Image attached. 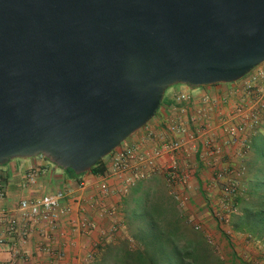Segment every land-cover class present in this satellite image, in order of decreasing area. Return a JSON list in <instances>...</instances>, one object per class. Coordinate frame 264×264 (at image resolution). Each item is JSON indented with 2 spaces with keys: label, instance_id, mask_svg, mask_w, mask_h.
I'll list each match as a JSON object with an SVG mask.
<instances>
[{
  "label": "water",
  "instance_id": "1",
  "mask_svg": "<svg viewBox=\"0 0 264 264\" xmlns=\"http://www.w3.org/2000/svg\"><path fill=\"white\" fill-rule=\"evenodd\" d=\"M264 63V0H0V166L88 172L174 85Z\"/></svg>",
  "mask_w": 264,
  "mask_h": 264
},
{
  "label": "built area",
  "instance_id": "2",
  "mask_svg": "<svg viewBox=\"0 0 264 264\" xmlns=\"http://www.w3.org/2000/svg\"><path fill=\"white\" fill-rule=\"evenodd\" d=\"M239 81H241L239 85L229 88L224 99H220L218 95H203L199 96L198 102L196 96L192 94L195 89L181 85L185 89L176 94L174 104L185 114L187 124L169 125L167 130L172 135L171 139L151 152H141L138 142L135 144L123 142L113 150L109 155L111 157L109 171L102 175L98 184L99 196L103 198L109 193V180L117 181L121 185V192L125 194L135 182L147 178L156 171L159 160L166 155L169 157V162L163 168L165 182L172 187L170 194L178 207L183 208L189 199L185 195L178 194L173 186L180 185L183 188L189 186V175L181 172L177 156H194L200 150L205 166L213 170V178L208 187L211 191L208 193L212 198L207 204V209L215 222L228 224L230 213L233 212L231 208L234 200L241 192V182L246 172L245 160L250 151V137L260 131L264 122V67L259 65ZM146 125L141 128L143 133L139 136L140 142L152 137V131ZM224 146L239 147L237 149L239 165L228 164L224 169L219 167L222 163ZM28 180L33 182L34 174H30ZM84 187L82 183L78 189L83 190ZM217 190L220 192L219 195H216ZM68 196L74 203L81 201L79 195H68L62 191L38 199L21 200L14 209L16 216L2 211L0 223L9 235L18 231L17 218H20L25 225L22 235L31 233L40 225L50 230L61 231V218L71 213L70 206L62 205ZM3 197L4 191L0 190V198ZM223 210H226L225 215H222ZM106 212L113 214L112 210ZM77 226L84 234L97 229V223L87 218L78 221ZM191 227L195 231L201 230L199 223H192ZM121 228L123 225L119 219L112 222L107 231L101 234V238L94 242L86 257L87 264L106 245L115 243ZM260 239H254V243L258 247H263L264 236ZM208 242L211 243L210 239ZM2 245L3 239L0 237V246ZM41 250L60 256V253H55V249L50 245L41 246ZM14 256L15 262H0V264H24L17 252Z\"/></svg>",
  "mask_w": 264,
  "mask_h": 264
},
{
  "label": "crops",
  "instance_id": "3",
  "mask_svg": "<svg viewBox=\"0 0 264 264\" xmlns=\"http://www.w3.org/2000/svg\"><path fill=\"white\" fill-rule=\"evenodd\" d=\"M240 82L202 87L193 90L192 94L196 96V102H198L199 96L202 97L203 95H218L220 99H224L229 88L239 85ZM184 89L185 87L177 85L164 93L157 112L146 125L152 131L151 138L140 142L139 136L142 135L143 129H139L127 138L124 144L138 142L140 151L145 153L159 148L165 141L171 139L172 135L167 130L171 125L187 124L185 114L174 104L176 94ZM263 127L264 122L261 128ZM259 133L260 131L250 137V143ZM237 149H239L238 146H224L220 168L224 169L228 164L239 165ZM248 155L246 157V159L248 158L246 160L247 166H249L248 162L250 164L253 157L252 149ZM110 160L109 155L102 159L103 174L109 171ZM177 160L181 172L189 175V186L183 188L180 185H175L173 186L174 190L178 194L188 197L190 206L196 209L207 208V204L212 198V195L209 194L211 191L208 189L213 178L212 168L205 166L200 150L194 156L178 155ZM168 162L169 157L164 155L159 160L156 171H153L148 177H159L165 181L163 168ZM30 174H34L33 182L28 180ZM103 174L97 175L88 171L78 177H73L42 156L13 159L0 166V190L4 191V197L0 198V213L5 211L16 216L14 209L21 200L38 199L59 191L68 195H79L81 198L79 203H74L68 196L62 203L63 206L68 205L71 208L70 215L61 218L62 226L60 230L62 232L50 230L46 226L40 225L31 233L22 235L25 225L20 218H17L18 231L13 235H9L0 223V237L3 239V245L0 246V262H15L14 254L17 252L18 256L22 257L24 264H87L86 257L94 242L101 238V234L107 231L114 220L119 219L120 223L122 219L124 220V199L130 189L123 194L121 185L115 180H109L110 191L102 198L98 193V184ZM82 183L85 187L83 190H79L78 186ZM166 186L170 192L172 187L167 184ZM189 205L186 204L185 207L188 208ZM108 210H112L113 214H108L106 212ZM83 218L95 221L97 229L88 234L80 232L77 222ZM123 228H121V231ZM120 234L117 238L120 237ZM44 245H50L55 249V253H60V256L42 251L41 246Z\"/></svg>",
  "mask_w": 264,
  "mask_h": 264
},
{
  "label": "trees",
  "instance_id": "4",
  "mask_svg": "<svg viewBox=\"0 0 264 264\" xmlns=\"http://www.w3.org/2000/svg\"><path fill=\"white\" fill-rule=\"evenodd\" d=\"M251 149L253 173L242 194L245 196L235 199L229 224L235 231L260 237L264 234V133L251 141ZM89 171L103 174L102 160ZM128 192L123 205L124 228L135 247L128 241L108 244L88 264H218L206 237L182 217L163 178L141 179Z\"/></svg>",
  "mask_w": 264,
  "mask_h": 264
},
{
  "label": "rangeland",
  "instance_id": "5",
  "mask_svg": "<svg viewBox=\"0 0 264 264\" xmlns=\"http://www.w3.org/2000/svg\"><path fill=\"white\" fill-rule=\"evenodd\" d=\"M264 67V64H261ZM174 85L169 89L176 87ZM261 133H264V127L260 129ZM248 155V154H247ZM249 156V155H248ZM248 159V158H247ZM246 159V160H247ZM251 159V158H250ZM246 162V172L241 182V192L240 195L245 193L247 189L248 181L252 176L251 160L250 164ZM159 178V177H158ZM220 192L217 190L216 195ZM245 195H242L243 198ZM235 201V200H234ZM233 201V202H234ZM189 205V203H187ZM205 208V207H204ZM196 209L189 205V207L179 208L182 217H184L189 225L192 223H199L201 225V232L207 239H210L211 246L213 247L219 261L218 264H264V246L258 247L254 243V239H259L264 236L254 237L248 232L235 231L231 228L228 223H217L214 221L209 210L207 208ZM230 214L235 212V209L231 208ZM226 210H223L222 215H225ZM238 213V212H237ZM122 225L125 226V222L122 219ZM207 239V240H208ZM120 241H128L131 247H135V243L131 240V237L125 228L121 231L120 237L117 238L115 243Z\"/></svg>",
  "mask_w": 264,
  "mask_h": 264
}]
</instances>
